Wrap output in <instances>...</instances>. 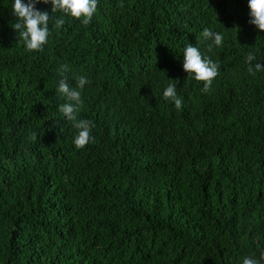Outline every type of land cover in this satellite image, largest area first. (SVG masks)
I'll return each instance as SVG.
<instances>
[{
    "label": "trees",
    "instance_id": "trees-1",
    "mask_svg": "<svg viewBox=\"0 0 264 264\" xmlns=\"http://www.w3.org/2000/svg\"><path fill=\"white\" fill-rule=\"evenodd\" d=\"M11 5L0 0V264H240L264 248V71L245 64L251 52L264 65V32L247 0H100L89 24L50 25L37 52ZM204 28L222 46L209 51ZM187 44L220 65L207 93L182 69ZM61 65L89 80L83 149L58 110ZM174 80L180 110L162 95Z\"/></svg>",
    "mask_w": 264,
    "mask_h": 264
},
{
    "label": "clouds",
    "instance_id": "clouds-1",
    "mask_svg": "<svg viewBox=\"0 0 264 264\" xmlns=\"http://www.w3.org/2000/svg\"><path fill=\"white\" fill-rule=\"evenodd\" d=\"M100 0H12V14L16 23L13 30L19 34L26 51H43L50 37V25L60 29L65 24L64 17L82 20L87 25L96 14ZM38 5L50 6L48 11L38 8ZM249 23L259 32H264V0H247ZM60 14L59 16L53 15ZM202 40L207 42L208 49L220 47L223 44L222 33L204 28ZM247 71H264V65L257 61V56L249 52L245 59ZM182 69L195 81L203 82L201 91L207 93L211 90L213 81L219 75L220 65L208 55L204 54L200 47L187 44L182 52ZM60 77L56 82V91L63 97L64 102L59 105V112L64 120L71 122L75 134L73 145L77 149H83L94 142V124L81 119L84 100L82 94L89 84L85 76H70L68 65H61L58 69ZM74 81V84L70 82ZM176 81V80H174ZM178 81L169 83L163 89V98L172 103L177 110L183 106V101L178 95ZM240 264H264V248L249 252L240 258Z\"/></svg>",
    "mask_w": 264,
    "mask_h": 264
}]
</instances>
